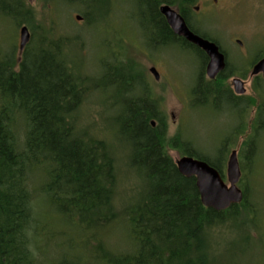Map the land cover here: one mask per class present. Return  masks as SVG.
Segmentation results:
<instances>
[{"label": "trees", "instance_id": "16d2710c", "mask_svg": "<svg viewBox=\"0 0 264 264\" xmlns=\"http://www.w3.org/2000/svg\"><path fill=\"white\" fill-rule=\"evenodd\" d=\"M100 1L53 3L67 2L91 9ZM162 1L167 0L140 1L146 44L178 45L198 53L203 64L192 90L193 99L206 101L227 93L233 103L240 105L232 90L218 83L235 72L232 63L227 59L226 69L216 79L205 81V52L170 29L158 10ZM180 1L183 8L189 0ZM29 2L0 0V15L23 25L33 16ZM48 2L51 7L53 3ZM82 13L87 19L88 13ZM188 23L193 31L219 44L192 21ZM42 30L38 38H30L24 50H19L18 60L14 50L12 55H0V264H40L45 260V247L64 233L46 225V215L36 211L38 198L47 205L52 223L74 226L83 249L93 247L90 258L98 264H245L238 255L228 263L216 257L209 259L205 250L210 245V231L212 234L216 225L235 218L236 205L252 209L247 188L243 201L227 210L205 207L196 178L182 175L175 160L166 153L164 113L153 97L145 72L111 61L107 72L100 75L104 83L97 78L94 90H113L116 86L117 100L113 103L111 95L109 105H118L121 113L110 117L111 126L114 118L119 124L118 138L130 144L126 153L128 171L138 175L124 203L116 197L126 180L119 176L113 140L90 132L86 122L82 124V106L93 89L89 87V75L68 56L69 38L52 37L48 29ZM76 67L81 71L77 72ZM106 80H110L109 84ZM258 115L264 119V102L259 105ZM261 125L260 122L258 128ZM111 134L113 138V127ZM173 144H181V155L206 160L224 176L223 147L215 159L198 152L183 138ZM253 147L252 140L248 148ZM37 190L41 192L39 197ZM114 228L127 231L130 248L116 251L108 244L111 238L107 236L113 235ZM81 261V255L68 253L58 264Z\"/></svg>", "mask_w": 264, "mask_h": 264}, {"label": "rangeland", "instance_id": "374dc122", "mask_svg": "<svg viewBox=\"0 0 264 264\" xmlns=\"http://www.w3.org/2000/svg\"><path fill=\"white\" fill-rule=\"evenodd\" d=\"M140 1L101 0L96 8L89 9L79 4L53 3L55 0H51L53 5L49 7L48 0H35L29 2L32 19L23 22V25L28 26L32 40L35 36L38 38L44 28L51 32L52 37L69 38L68 56L87 73L86 76L89 75L88 81L92 84L89 87L93 86L82 106V124L86 122L90 132L113 140L119 176L126 180L124 187L116 192V197L121 198L122 203L131 190L130 184L134 183L138 175L128 171L126 153L131 149L130 144L122 136L123 139L118 138L119 124L114 118L111 126L110 117L121 113L118 105L113 104V108L109 105L112 102L108 99L111 95L113 103L117 100L116 86L113 85V90L110 87L106 91L94 90L97 78L100 84L104 83L100 75L107 72L106 66L111 61L133 66L139 73L145 72L153 97L160 102V109L164 113L166 153L173 159L182 156L181 144L178 147L173 144L180 138L189 141L198 152L209 154L215 159L223 147L221 154L225 159L221 168L227 180V160L231 151L237 150L243 171L238 185L244 191L247 188V201L252 209L242 204L236 205L235 218L216 225L212 234L210 231V245L205 251L209 259L216 257L223 263L234 260L238 255L237 258L245 264H264V124L258 128L255 121L259 116V105L264 102V82H261L262 88L260 83H254L250 78L251 62L258 56H264V0H223L219 8L207 4L199 10L195 9V5L201 1L196 0L188 7V14L195 26L216 38L225 50L229 63H232L235 72L218 81L221 87L230 88L234 93L233 78L246 80L247 93L240 105L233 103L227 93L206 101L193 99L192 90L203 64L201 56L178 45L149 47L144 37ZM83 11L88 13V18L77 19L76 15L83 16ZM1 15L0 55H12L14 50L18 60L21 25ZM152 65L160 71L158 81L148 71ZM80 68L76 67L77 72L81 71ZM204 80H210L206 74ZM106 81L109 84L110 80ZM80 126L78 124V128ZM252 140L254 147L250 150L248 146ZM39 196L41 192L37 190ZM38 200L36 211L46 215V225L52 230L64 232L55 236L56 240L45 247V260L40 264H52L53 261V264H58L63 255L68 253L81 255V264H98L94 258H90L93 247L83 249L82 238L73 230L74 226L55 222L53 225L47 216V205ZM107 237L111 238L108 244L116 251L131 247L127 231L120 228H114L113 235Z\"/></svg>", "mask_w": 264, "mask_h": 264}, {"label": "water", "instance_id": "95a60500", "mask_svg": "<svg viewBox=\"0 0 264 264\" xmlns=\"http://www.w3.org/2000/svg\"><path fill=\"white\" fill-rule=\"evenodd\" d=\"M160 10L176 35L184 37L205 52L208 57L205 67L206 76L211 80L217 78L227 66L226 54L219 44L193 31L185 18L171 6L162 5ZM76 18L80 20L82 16L78 14ZM19 37V48L22 51L31 37L27 25L21 26ZM238 42L242 44L241 40H238ZM150 71L156 79H159L160 75L154 67H151ZM250 74L251 76L262 74L264 78V57L253 64ZM232 83L233 90L237 95L246 92L244 81L241 78L234 77ZM152 125L155 126L156 123L152 121ZM174 160L182 175L188 178H196L201 202L205 207L216 211H224L243 201L244 193L238 185L242 177V170L237 150L231 151L228 157L226 165L227 180L224 179L216 167L206 160L190 155H182Z\"/></svg>", "mask_w": 264, "mask_h": 264}, {"label": "flooded vegetation", "instance_id": "af4514ba", "mask_svg": "<svg viewBox=\"0 0 264 264\" xmlns=\"http://www.w3.org/2000/svg\"><path fill=\"white\" fill-rule=\"evenodd\" d=\"M196 0H189L185 5H184V7L182 8V4H181V1L180 0H169V2H168V0L167 1H162V2H159L158 3V10H159V12L161 13V10H160V7L162 6V5H165V4H167V5H169V6H171L173 9H175L178 13H180L184 18H185V20H186V22H187V24H189L188 22L189 21H192V18H191V16L188 14V7H191V5L195 2ZM201 1V3L200 4H197V5H195V9L196 10H199L200 8H201V6L203 5V6H205V5H210L211 7H213V8H219V7H221V5H222V2H223V0H200ZM236 2L237 1H240V0H235ZM184 11V12H183ZM162 14V13H161ZM185 14V15H184ZM164 16V15H163ZM164 18H165V16H164ZM166 19V18H165ZM167 21V20H166ZM193 23H194V21H192ZM168 23V22H167ZM195 24V23H194ZM169 25V24H168ZM170 27V26H169ZM170 29H171V27H170ZM178 36V35H177ZM179 37V36H178ZM175 39H177V37L175 38ZM185 39V38H184ZM175 43H176V40L174 41ZM149 47H151L150 45H148ZM160 46V45H159ZM153 47V46H152ZM206 55V54H205ZM206 57H207V55H206ZM264 57V56H263ZM260 58H262L261 56L260 57H258L257 58V60L255 61V62H257ZM207 62H208V57H207ZM207 62H206V64H207ZM206 64H205V67H206ZM253 66V65H252ZM151 67H154L156 70H157V72L159 73V75H160V71L158 70V68L155 66V65H152ZM150 67V68H151ZM150 68L148 69V71L151 73V75L153 76V79L154 80H159L160 79V77H159V79H156L155 78V76H154V74L150 71ZM219 76V75H218ZM250 76H251V74H250ZM251 79H252V82H256V83H260L261 84V82H264V78H263V76H262V74H259V75H255V76H251L250 77ZM242 79V78H241ZM243 81H244V84H246V80L245 79H242ZM151 81H152V79H151ZM151 85V84H150ZM257 85V84H256ZM257 87H258V85H257ZM245 88H246V92L244 93V94H241V95H235L233 92H232V94H233V96H235V97H238L240 100V104H241V99L242 98H245V96H246V93H247V87H246V85H245ZM255 88H256V86H255ZM231 90V89H230ZM256 90V89H255ZM152 121H154L155 123H156V121L155 120H152ZM255 121H256V123L257 124H259L260 125V122L261 123H263V119H261V118H256L255 119ZM264 124V123H263ZM242 169V168H241ZM242 173H243V171H242ZM223 176V175H222ZM224 177V176H223ZM243 190V189H242ZM243 193H244V190H243Z\"/></svg>", "mask_w": 264, "mask_h": 264}, {"label": "bare ground", "instance_id": "6f19581e", "mask_svg": "<svg viewBox=\"0 0 264 264\" xmlns=\"http://www.w3.org/2000/svg\"><path fill=\"white\" fill-rule=\"evenodd\" d=\"M30 1H31V0H30ZM33 1H35V0H33ZM33 1H31V2H33ZM161 13H162V12H161ZM162 15H163V14H162ZM21 26H23V25H21ZM30 38H31V37H30ZM29 41H30V40H29ZM147 44H148V43H147ZM162 47H163V46H162ZM24 48H25V47H24ZM19 50H20V48H19ZM23 50H24V49H23ZM23 50H22V51H23ZM20 51H21V50H20Z\"/></svg>", "mask_w": 264, "mask_h": 264}]
</instances>
